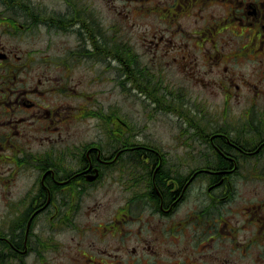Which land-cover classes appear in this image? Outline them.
I'll return each instance as SVG.
<instances>
[{"label": "flooded vegetation", "instance_id": "1", "mask_svg": "<svg viewBox=\"0 0 264 264\" xmlns=\"http://www.w3.org/2000/svg\"><path fill=\"white\" fill-rule=\"evenodd\" d=\"M261 247L264 0H0V264Z\"/></svg>", "mask_w": 264, "mask_h": 264}, {"label": "rangeland", "instance_id": "2", "mask_svg": "<svg viewBox=\"0 0 264 264\" xmlns=\"http://www.w3.org/2000/svg\"><path fill=\"white\" fill-rule=\"evenodd\" d=\"M151 107V106H150ZM133 113L132 115L133 116H136V117H143L145 115V108H143L141 105L139 104H135L133 106ZM165 137H166V134H165ZM191 141V140H190ZM196 143V148H200V149H204L207 147V145L200 141V140H192L191 143ZM189 144H188V139H181V148L182 149H185V147H188ZM200 188H201V184L200 183H195L193 184V188H192V192L190 193V195H200L202 194L200 192ZM238 190H242L241 186H239ZM204 199H186L182 204H181V212H185L187 211L188 209L192 208L193 206H196L197 210L201 209L202 208V205H204L202 203ZM238 201L234 200L235 201V206L239 203V201H243L242 199H237ZM234 205V204H233ZM261 255H260V260L258 264H264V256H263V251H264V248L261 247Z\"/></svg>", "mask_w": 264, "mask_h": 264}, {"label": "trees", "instance_id": "3", "mask_svg": "<svg viewBox=\"0 0 264 264\" xmlns=\"http://www.w3.org/2000/svg\"><path fill=\"white\" fill-rule=\"evenodd\" d=\"M133 77L135 78V77H138V80L140 79V77H139V75L137 74V71L134 69V75H133ZM136 82V81H135Z\"/></svg>", "mask_w": 264, "mask_h": 264}]
</instances>
